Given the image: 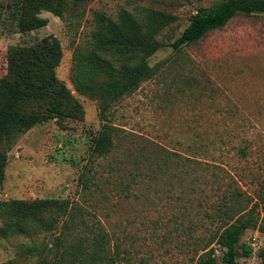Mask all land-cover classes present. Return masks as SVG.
Returning a JSON list of instances; mask_svg holds the SVG:
<instances>
[{"label":"rangeland","instance_id":"rangeland-1","mask_svg":"<svg viewBox=\"0 0 264 264\" xmlns=\"http://www.w3.org/2000/svg\"><path fill=\"white\" fill-rule=\"evenodd\" d=\"M18 1L0 0V80L11 81L7 50L30 46L52 34L62 47L56 76L79 103L70 117H53L19 134L6 149L0 182V264H35L44 252L62 264L89 229L109 233V264H196L202 245L221 225L210 218L226 185L241 189L262 216L264 195V14H238L221 28L174 51L171 43L198 10L222 0H87L85 13L61 19L49 11L44 26L21 31ZM124 7L140 15L151 8L174 16L156 35L159 49L148 61L158 65L109 110L117 127L116 147L94 158L92 171L83 165L101 126L99 102L74 89L70 80L73 43L86 40L94 11L116 18ZM44 101H23V111H39ZM158 143L183 156L186 165H171L168 174L152 170L137 177L128 189L120 180L139 171L133 157L140 147L150 153ZM3 148H0L2 150ZM132 153L134 155H132ZM186 158H190L187 160ZM97 184L83 190L81 172ZM174 171V174H173ZM68 200L80 205L74 223L62 231V217L52 229L54 206H41L32 215L16 203ZM60 243L54 245L56 237ZM252 252L243 254L241 244ZM71 245V246H69ZM217 262L221 248L213 242ZM264 233L248 228L241 235L238 264H262Z\"/></svg>","mask_w":264,"mask_h":264},{"label":"trees","instance_id":"trees-1","mask_svg":"<svg viewBox=\"0 0 264 264\" xmlns=\"http://www.w3.org/2000/svg\"><path fill=\"white\" fill-rule=\"evenodd\" d=\"M87 0H19L18 27L29 31L44 26L48 19L39 16L41 11H49L61 19L70 17L67 10H76L74 17L81 18L85 13ZM238 14H264V0H222L207 10H198L189 17L182 31L174 38L171 46L179 51L184 45L204 37L212 29L221 28ZM174 16L144 8L140 15L121 7L116 18L102 11H94L92 28L82 43H73L72 67L70 80L74 89L99 102V117L102 120L90 145L91 152L83 168L92 171L94 158L107 156L116 147L117 127L108 121L110 108L123 96L133 92L142 81L151 78L158 70V65H150L149 57L160 45L156 35ZM62 47L57 37L50 34L30 46L8 47V67L13 75L11 81L0 80V182L4 179L6 149L21 133L35 124L53 117H70L79 108V103L72 96L70 89L57 78L55 68L62 56ZM23 101H44L46 107L39 111H23ZM132 155H134L132 153ZM180 153L167 149L158 143L153 144L150 153L142 147L139 156L133 157L136 173H129V180H120L121 189H128L137 177L152 170L154 176L168 174L171 165H186ZM189 160L190 158H186ZM174 174V171H173ZM85 171L81 172L79 182L83 190H90L91 184H97ZM262 216L249 197L231 184L226 185L220 200L214 204L210 218L220 219L221 225L202 245V253L196 264H219L215 242L221 248L222 264H238V241L248 228H256L264 233V195L260 196ZM19 208L26 209L29 216L41 206H56L49 229L58 225L62 217L68 216L62 223V231L68 230L74 223L78 203L68 200L56 201L45 199L29 204L18 201ZM90 238L79 241L69 256L71 264H109L113 256L109 254V233L103 227L89 229ZM60 243L56 237L54 245ZM71 246V245H69ZM243 254L252 252L248 243L241 244ZM264 264V248L259 251ZM35 264H62L44 252L40 253Z\"/></svg>","mask_w":264,"mask_h":264}]
</instances>
